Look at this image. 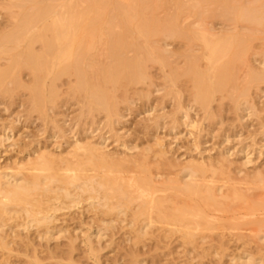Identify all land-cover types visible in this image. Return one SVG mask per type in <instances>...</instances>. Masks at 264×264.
Instances as JSON below:
<instances>
[{"label":"bare ground","instance_id":"1","mask_svg":"<svg viewBox=\"0 0 264 264\" xmlns=\"http://www.w3.org/2000/svg\"><path fill=\"white\" fill-rule=\"evenodd\" d=\"M3 1L8 3V14L6 22L0 21V62L7 64L0 63V93L27 91L31 108L42 115L58 104L63 95L60 84L68 78L67 91L82 97V106L89 115L102 114L111 120L119 115V104L129 88L151 80L148 66L155 64L161 69L168 68L166 80L171 87L191 84L190 94L206 119L211 118L210 106L216 94H226L231 88L244 97L252 86L264 84V69L251 64L258 63L255 58L261 57L263 60L258 64L264 66V0H200L203 6L223 10L189 8L188 13L203 22L210 19L231 22L227 30L219 32L199 23L183 26L185 16H191L186 15L183 0ZM170 2L175 7L172 13L167 12ZM167 40L183 42L188 48L182 70L173 67L170 61L173 53L169 54L166 45H160ZM197 41L203 44V53L192 50ZM251 57L254 59L250 60ZM23 70L29 72V85L21 78ZM181 78L186 81L180 82ZM231 92L227 95H232ZM183 116L188 118L187 111ZM10 140L3 132L0 146ZM100 145L103 144L95 145L89 139L74 140L69 152L66 151L70 159L45 151L35 159L18 163L13 173L0 169V231H4L6 222L19 219L24 222L19 227L25 230L48 227L54 218L49 215L53 210L50 202L61 199L73 200L75 205L83 199L91 201L90 209H103L105 217L115 212L123 217L130 212L131 225H138L137 241L153 236L155 231H149L155 229L160 234L156 237L159 241L178 236L192 245L197 237L204 241L206 232L215 231L214 221L240 224L245 218L248 220L244 225L255 228L258 234L264 231V192L257 201L247 194L251 187L245 191L230 184L224 191V186L217 185L215 176L227 166L225 157L218 161L220 169L210 162H190L179 178L159 186L144 161L146 156L137 166L139 174L124 175L128 172L125 163L130 161L113 158ZM161 154L164 155L163 151ZM247 157L244 154L245 165L251 162ZM256 184L264 191V180ZM102 222L112 227L113 221ZM230 230L241 229L236 226ZM50 232L48 229L45 234L49 239ZM1 233L0 249L12 252L11 243L6 240L9 236L3 237ZM100 233L93 231L82 241L86 254L95 258L94 264H100L101 249L97 248L102 241ZM69 247L74 248L73 241ZM131 254L128 264L142 263L134 257L135 251ZM261 261L249 257L240 264Z\"/></svg>","mask_w":264,"mask_h":264},{"label":"rangeland","instance_id":"2","mask_svg":"<svg viewBox=\"0 0 264 264\" xmlns=\"http://www.w3.org/2000/svg\"><path fill=\"white\" fill-rule=\"evenodd\" d=\"M183 1L186 2V15H191L185 16L183 26H197L199 23L203 28L219 32L227 30L231 25L225 19L203 22L188 13L192 7L193 11H222V8L203 6L198 2L200 0ZM7 4L0 0L2 23L7 19ZM169 4L167 12L172 13V8L175 7L173 2ZM160 45H166L165 49L169 54L173 53L170 61L174 68H185L188 48L183 42L167 40L160 42ZM192 50L203 53V44L200 41L193 43ZM253 59L251 57L250 60ZM255 59L258 63L263 60L261 57ZM0 63L7 64L3 61ZM258 63L251 62L256 68L264 69ZM148 69L151 80L130 87L126 98L119 104V115L111 120H107L102 114L89 115L87 108L82 106V97H76L71 91L69 92L72 94L67 91L68 78L63 80L66 84H60L64 96L43 115L31 108L27 91L15 89L0 93V136L4 132L11 137L9 142L0 146L1 171L13 173L18 163L29 158L35 159L45 151L55 157L61 155L62 158L70 159L67 153L74 140L84 142L89 139L95 145L103 144L99 147L115 159L136 162L125 163V171L128 172L124 175L139 174L137 166L146 156L144 161L151 177L158 181L159 186L168 185L169 180L179 178L182 169L190 162H210L217 168L218 161L225 157L227 166L224 169L222 167V174L215 176L217 185L224 186V191L230 184L245 188V191L251 187L247 194H251L257 201L262 199L261 193L264 191L254 183L264 180V84L252 86L244 97L240 95V91L237 92L240 96L235 95L237 93L231 88L227 89V93L232 91V95L216 94L210 106L212 119H206L190 94L191 84L186 82L171 87L166 80L168 68L161 69L155 64L148 66ZM28 74L26 70L21 72V78L27 85L31 82ZM241 76H244V72ZM180 80L186 81L182 78ZM11 86L8 85V89ZM247 107L254 109L243 111ZM186 111L188 118L183 116ZM46 116H49L48 120ZM191 124L193 125L190 126ZM244 154L251 161L249 164L245 165ZM220 168L221 166L218 167ZM244 180L248 181L247 184ZM85 200H81L78 205L69 199L58 202L51 200L53 210L49 215L54 218L48 227L37 226L25 230L24 227H19L24 224L23 219L6 222L2 228H5L4 231L0 233L2 232L1 236L5 235L3 237L9 236L6 240L11 243L10 251H13L0 249V264H94L95 258L86 254L82 241L85 235L97 230L102 237L101 246L97 245L101 249L98 254L100 264H128L134 251V257L143 264H240L249 257L253 261L263 259L259 264H264V239L260 240L261 236L264 237V231L258 234L255 228L244 225L248 220L246 218L245 221H239L240 224L214 221L213 224L216 223L214 226L217 227L215 229L213 226L215 231L206 232L207 239L204 241L197 237L192 245L184 243L178 236L159 241L156 237L160 234L155 229L149 231H155L153 236L148 235L137 241L138 225H131L130 212L123 217L117 212L105 217L103 209H90L91 201ZM103 220L113 221L112 227H106ZM236 226L241 230H230ZM48 229L49 232L51 230L50 239L45 235ZM71 241L74 242L73 249L69 247Z\"/></svg>","mask_w":264,"mask_h":264}]
</instances>
